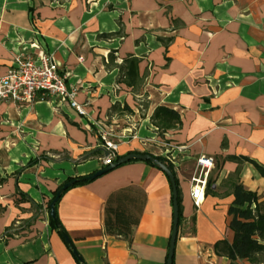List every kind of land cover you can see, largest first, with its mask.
<instances>
[{"label":"crops","instance_id":"crops-1","mask_svg":"<svg viewBox=\"0 0 264 264\" xmlns=\"http://www.w3.org/2000/svg\"><path fill=\"white\" fill-rule=\"evenodd\" d=\"M45 53L69 73L88 115L58 96L20 107L0 102V264H79L59 228L32 216L69 178L106 167L96 126L107 116L126 122L122 111L136 125L110 136L117 156L151 153L174 165L182 217L173 263L231 264L215 243L234 240V182L264 202V175L230 158L264 165V0H0V75L15 56ZM129 57L140 59L138 91L121 79ZM161 106L180 122L154 119ZM159 128L167 140L157 143ZM203 154L215 164L198 208L191 191ZM127 186L145 200L140 222L121 225L131 239L105 231L108 198ZM173 206L169 176L133 159L74 183L57 211L87 264H167Z\"/></svg>","mask_w":264,"mask_h":264},{"label":"trees","instance_id":"trees-1","mask_svg":"<svg viewBox=\"0 0 264 264\" xmlns=\"http://www.w3.org/2000/svg\"><path fill=\"white\" fill-rule=\"evenodd\" d=\"M32 9V7H31ZM109 34H103L102 36H107ZM138 57H129L125 60V65L122 67L121 79L128 84H131L133 88L137 91L141 89L142 83L138 72ZM127 106V105H126ZM128 109L129 106H127ZM160 117L161 121L166 124V119H171L176 121V125L180 122L179 114L166 107H159L155 114L154 119ZM173 124V123H171ZM162 162L166 163L174 172V165L172 162L168 161L162 156H155ZM120 156H115L113 162L117 161ZM230 158L242 162L244 160L251 161L258 170L264 175V165L250 159L245 156H230ZM112 162V163H113ZM145 162L157 166L152 161L146 160ZM75 178H69L67 180L71 181ZM87 180L76 179L75 184L83 183ZM172 184V183H171ZM176 185L178 190V206H179V221L182 217V203H181V191L179 188V182L176 178ZM210 186V181L207 183V187ZM173 187V185H172ZM60 188V187H59ZM57 188L54 191V195L48 201V208L50 212V203L55 197ZM67 190V189H66ZM65 190V191H66ZM64 191V192H65ZM234 201L229 207V214L231 215L230 228L234 231V240L229 243L226 239L218 240L215 243V249L219 254L228 256L231 259V264H235L238 259H247L254 264L263 263L264 264V202L259 201V196L256 192L248 190L240 181H235L233 184ZM64 194V193H63ZM62 194V196H63ZM137 194V196H136ZM61 196V197H62ZM61 199V198H60ZM59 199V200H60ZM56 203V217L55 219L50 216V224L58 229L63 228L61 221L59 219L57 204ZM145 200H141V190L132 186H127L113 192L107 201L105 207V231L110 234H114L125 239H131L128 233L121 227L124 226H134L140 222V216L142 213V206ZM174 204V203H173ZM63 230H65L63 228ZM66 231V230H65ZM67 246L77 262L81 264L78 257L74 254V251L83 258L82 254L78 251L73 240L67 243ZM84 264L87 262L83 258Z\"/></svg>","mask_w":264,"mask_h":264},{"label":"built area","instance_id":"built-area-1","mask_svg":"<svg viewBox=\"0 0 264 264\" xmlns=\"http://www.w3.org/2000/svg\"><path fill=\"white\" fill-rule=\"evenodd\" d=\"M69 73L62 71L52 53H45L36 58L32 55H18L4 75H0V102L13 104L17 107L31 105L38 99H52L60 97L74 107L79 114L87 116L86 105L77 99L78 88L69 84ZM90 128V126H88ZM100 135L104 144L100 146L103 151L101 160L104 165L112 164L119 143L110 139V131L100 126ZM135 138L136 134H132ZM215 164L212 155H200L197 165L201 171L198 177L193 178L191 196L196 207H200L206 192L208 174Z\"/></svg>","mask_w":264,"mask_h":264},{"label":"water","instance_id":"water-1","mask_svg":"<svg viewBox=\"0 0 264 264\" xmlns=\"http://www.w3.org/2000/svg\"><path fill=\"white\" fill-rule=\"evenodd\" d=\"M149 160L152 161L157 165L158 168L162 169L170 178L171 183L173 185V203H174V219H173V229H172V236L170 240V246H169V255L167 259V264H174L173 263V257L175 252V244L177 240L178 235V225H179V206H178V190L176 185V176L173 172V170L164 162L159 160L155 155L151 153H141V152H131L125 156L120 157L117 161L113 162L110 165H107L106 167H103L99 170H97L95 173L85 176L83 178H80V180H88V179H95L98 176L103 175L104 173L114 169L120 164L126 163L130 160ZM76 179H73L71 181H68L64 183L56 192L55 197L52 199L50 203V216L55 219L56 217V203L61 198L62 194L66 189H68L70 186H72L75 183ZM59 232L66 243L71 242V238L69 234L63 230V228L59 227ZM74 254L78 257L81 264H84L83 258L77 253V251H74Z\"/></svg>","mask_w":264,"mask_h":264},{"label":"rangeland","instance_id":"rangeland-1","mask_svg":"<svg viewBox=\"0 0 264 264\" xmlns=\"http://www.w3.org/2000/svg\"><path fill=\"white\" fill-rule=\"evenodd\" d=\"M140 102V101H139ZM143 102H146V100H142L141 101V103H143ZM134 107L135 108H139L140 106L138 105V104H136L135 103V105H134ZM138 110V109H137ZM122 112H125V114H127L128 116H124L125 114H123V116H124V120L126 121V122H121L119 119V117H112V116H107V119H105L104 121H103V123L105 124H102V123H100L99 125H97L96 127V129H97V133H100V126L103 128V129H105V130H107V131H110L112 134L110 135L111 137H113V136H115V137H118L119 135L117 134V132L118 131H122L123 130V128L124 127H121L120 125L121 124H125V125H132V126H134V125H136V124H134L133 125V123H132V121H134L133 120V117H132V115H130L131 113H129V112H126V111H122ZM138 112H139V114L140 115H143L144 113H145V110H142V111H140V110H138ZM129 117V118H128ZM117 124H119V126H116ZM115 125V126H114ZM132 131V134H135V132H134V130H131ZM157 136H156V142L157 143H159V142H162V139H164V140H167L166 138H165V130H164V128H159L158 130H157ZM100 138L102 139V137L100 136ZM131 138H132V136H131ZM130 138V139H131ZM133 139V138H132ZM35 209H37V210H35L34 211V213H33V216L32 217H36V219H38L41 215H43L44 217L43 218H41V220H43V222L45 223V225H46V227H49V208L46 206V208H44V210H42L41 211V208L40 207H38V206H36L35 207Z\"/></svg>","mask_w":264,"mask_h":264}]
</instances>
